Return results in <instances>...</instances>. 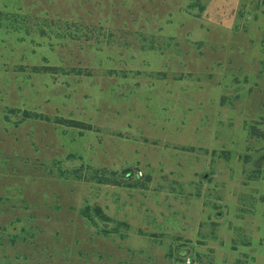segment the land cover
Returning <instances> with one entry per match:
<instances>
[{"label": "rangeland", "instance_id": "rangeland-1", "mask_svg": "<svg viewBox=\"0 0 264 264\" xmlns=\"http://www.w3.org/2000/svg\"><path fill=\"white\" fill-rule=\"evenodd\" d=\"M0 264H264V0H0Z\"/></svg>", "mask_w": 264, "mask_h": 264}]
</instances>
